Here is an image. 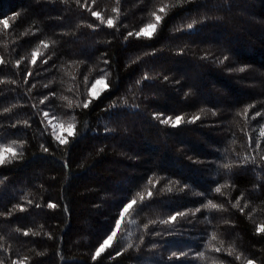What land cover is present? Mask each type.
Instances as JSON below:
<instances>
[{"label": "trees", "instance_id": "obj_1", "mask_svg": "<svg viewBox=\"0 0 264 264\" xmlns=\"http://www.w3.org/2000/svg\"><path fill=\"white\" fill-rule=\"evenodd\" d=\"M4 148L0 264H264V0H0Z\"/></svg>", "mask_w": 264, "mask_h": 264}, {"label": "rangeland", "instance_id": "obj_2", "mask_svg": "<svg viewBox=\"0 0 264 264\" xmlns=\"http://www.w3.org/2000/svg\"><path fill=\"white\" fill-rule=\"evenodd\" d=\"M156 26H157L156 21L154 23H150L142 29L141 33L144 35H152L156 29ZM106 88H107V81L105 78L100 77L96 79L89 89L88 92L89 97L97 98ZM47 121H48V126L52 129V132L54 133L55 137L61 142H65L68 139V137L73 135L74 130L72 125L70 124L67 125L65 123H62L59 120L54 119L53 117H48ZM12 151L13 150H11L10 148H4L0 150V161H2L7 156H9L10 152ZM131 207L132 206L129 205L123 211V217L120 220L116 228V231L105 241V243L101 247V251L112 243V241L115 239L118 233L124 234L126 236H129L131 234V231L135 226L134 220L132 219V216L130 214Z\"/></svg>", "mask_w": 264, "mask_h": 264}]
</instances>
